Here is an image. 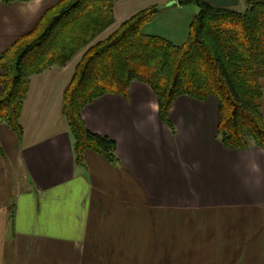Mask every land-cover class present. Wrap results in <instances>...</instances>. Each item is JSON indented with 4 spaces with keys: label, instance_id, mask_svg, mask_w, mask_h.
Returning <instances> with one entry per match:
<instances>
[{
    "label": "crops",
    "instance_id": "1",
    "mask_svg": "<svg viewBox=\"0 0 264 264\" xmlns=\"http://www.w3.org/2000/svg\"><path fill=\"white\" fill-rule=\"evenodd\" d=\"M57 1L0 3V53ZM156 4L180 9L112 2V25ZM74 64L29 77L20 138L0 124V264H264V154L217 141L215 99L175 98L171 133L139 82L98 97L80 118L113 142L117 163L84 151L75 165L61 114Z\"/></svg>",
    "mask_w": 264,
    "mask_h": 264
},
{
    "label": "trees",
    "instance_id": "2",
    "mask_svg": "<svg viewBox=\"0 0 264 264\" xmlns=\"http://www.w3.org/2000/svg\"><path fill=\"white\" fill-rule=\"evenodd\" d=\"M176 3L197 8L178 45L139 32L159 11L157 5L137 11L99 40L113 24L112 0H58L0 53V123L20 138L19 112L29 77L62 68L80 53L61 95L75 165H82L84 151L117 163L113 142L89 132L80 111L105 94L125 96L131 82L151 90L157 117L171 133L167 112L175 98L204 102L212 97L217 103V141L238 151L252 145L264 154V88L259 86L264 80V0H245L241 12L205 0Z\"/></svg>",
    "mask_w": 264,
    "mask_h": 264
},
{
    "label": "rangeland",
    "instance_id": "3",
    "mask_svg": "<svg viewBox=\"0 0 264 264\" xmlns=\"http://www.w3.org/2000/svg\"><path fill=\"white\" fill-rule=\"evenodd\" d=\"M123 0H112L114 3H120ZM233 1V2H232ZM231 4L227 7L241 12L245 8V0H232ZM170 3V2H169ZM168 3V4H169ZM158 5V4H156ZM170 5H168L169 7ZM179 7V6H178ZM179 10H167L164 9L160 13H157L149 19L140 29L139 32L143 35H154L165 38L173 44H180L184 41L187 25L191 17L197 12V8L194 5L185 7H179ZM119 24H114L112 27L105 30L98 39H102L113 31ZM80 53L70 60V65L77 62ZM75 65V64H74ZM260 84V83H259ZM260 86V85H259ZM261 87V86H260ZM262 88V87H261ZM0 124H5L1 122Z\"/></svg>",
    "mask_w": 264,
    "mask_h": 264
},
{
    "label": "water",
    "instance_id": "4",
    "mask_svg": "<svg viewBox=\"0 0 264 264\" xmlns=\"http://www.w3.org/2000/svg\"><path fill=\"white\" fill-rule=\"evenodd\" d=\"M168 5H173V3H169Z\"/></svg>",
    "mask_w": 264,
    "mask_h": 264
}]
</instances>
